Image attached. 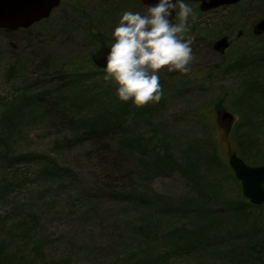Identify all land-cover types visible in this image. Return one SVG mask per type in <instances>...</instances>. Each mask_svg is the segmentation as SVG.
<instances>
[{
  "label": "rangeland",
  "instance_id": "rangeland-1",
  "mask_svg": "<svg viewBox=\"0 0 264 264\" xmlns=\"http://www.w3.org/2000/svg\"><path fill=\"white\" fill-rule=\"evenodd\" d=\"M189 3L191 71L164 66L161 100L143 106L119 100L105 71L63 72L91 60L92 33L113 42L122 12L146 14L139 0H63L0 30V264H264V206L228 164L235 150L264 166V34H252L264 0ZM224 35L235 45L220 57ZM219 109L235 116L231 137ZM99 124L115 135H94Z\"/></svg>",
  "mask_w": 264,
  "mask_h": 264
},
{
  "label": "clouds",
  "instance_id": "clouds-1",
  "mask_svg": "<svg viewBox=\"0 0 264 264\" xmlns=\"http://www.w3.org/2000/svg\"><path fill=\"white\" fill-rule=\"evenodd\" d=\"M174 16H178L176 23ZM194 16L188 0H157L146 14L121 13L104 65V79L116 84L119 100L135 106L159 102L163 96L160 69L167 65L170 71H191L193 38L186 34Z\"/></svg>",
  "mask_w": 264,
  "mask_h": 264
},
{
  "label": "water",
  "instance_id": "water-1",
  "mask_svg": "<svg viewBox=\"0 0 264 264\" xmlns=\"http://www.w3.org/2000/svg\"><path fill=\"white\" fill-rule=\"evenodd\" d=\"M188 1L201 2V10L209 12L221 7L236 5L243 0H210L209 3L208 0ZM141 2L150 7L157 0H141ZM61 3L62 0H0V30L17 32L21 29H29L42 20L49 19ZM263 34L264 19L260 20L254 27L255 36ZM108 47H102L91 56L93 64L100 70H104ZM229 47L228 37L220 39L216 44V49L223 54ZM217 118L220 122L224 121L228 128L235 119L234 115L227 110H218ZM229 166L241 184L243 197L255 206L264 205V166L251 167L237 153L231 154Z\"/></svg>",
  "mask_w": 264,
  "mask_h": 264
},
{
  "label": "trees",
  "instance_id": "trees-1",
  "mask_svg": "<svg viewBox=\"0 0 264 264\" xmlns=\"http://www.w3.org/2000/svg\"><path fill=\"white\" fill-rule=\"evenodd\" d=\"M93 43L96 45V49H100L101 47L107 46L110 44L109 40L101 35L98 32L92 33V39ZM89 70L94 71H100L97 68L94 67L92 64V61L90 59H83V60H76L68 62L64 68L63 72H66L68 74H73L74 76L81 75L86 73ZM97 132L94 134L96 136H102V135H108V136H114L115 135V126L113 124H109L108 126L104 127L102 129L101 124H99ZM228 137H231V133L228 135ZM250 137V136H249ZM244 145H246L248 148L252 147L253 144L249 140L245 138V136L242 138ZM235 151V150H234ZM118 162L113 160L111 162L106 163V167L108 166V173H113L118 168L117 166ZM105 167V168H106Z\"/></svg>",
  "mask_w": 264,
  "mask_h": 264
},
{
  "label": "flooded vegetation",
  "instance_id": "flooded-vegetation-1",
  "mask_svg": "<svg viewBox=\"0 0 264 264\" xmlns=\"http://www.w3.org/2000/svg\"><path fill=\"white\" fill-rule=\"evenodd\" d=\"M188 2H191V1H188ZM209 2H210V0H208V3H209ZM197 4H199V5L201 6V3L197 2ZM230 7H232V6H230ZM223 8H227V7H223ZM220 9H221V8H220ZM178 11H179V8H178V6H177L176 12L178 13ZM213 11H214V10H213ZM210 12H212V11H210ZM177 17H178V16H175V20L173 21V23L177 22V21H176ZM255 24H256V23H255ZM255 24H254V25H255ZM254 25H253V27H254ZM240 34H241V37L237 38L235 42H239V41L241 40V38H242V36H243V32H239L238 36H240ZM223 37H228V38H229V42H230V48L227 49V50H226V53H224V54H223L221 51H218V50L216 49V44H217V42H218L220 39H222ZM235 42H233V40L230 38V36L224 35V36L220 37L218 40H216V41L212 44L211 47H213L214 52H215L218 56H220V57H224V56H226V55H227V54L233 49V47H234V45H235Z\"/></svg>",
  "mask_w": 264,
  "mask_h": 264
}]
</instances>
